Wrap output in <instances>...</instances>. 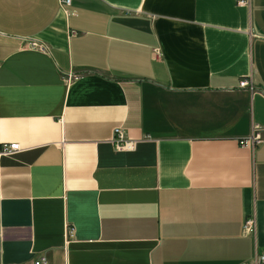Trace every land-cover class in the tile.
Segmentation results:
<instances>
[{"label":"crops","instance_id":"obj_1","mask_svg":"<svg viewBox=\"0 0 264 264\" xmlns=\"http://www.w3.org/2000/svg\"><path fill=\"white\" fill-rule=\"evenodd\" d=\"M69 1L0 0V264L264 255V0Z\"/></svg>","mask_w":264,"mask_h":264},{"label":"built area","instance_id":"obj_2","mask_svg":"<svg viewBox=\"0 0 264 264\" xmlns=\"http://www.w3.org/2000/svg\"><path fill=\"white\" fill-rule=\"evenodd\" d=\"M69 0H58V6L62 10L65 7L69 6ZM239 4H244V1H239ZM26 47L31 50L38 51L40 53H45L47 51V47L43 44L36 43V42H29L26 43ZM156 53V51H154ZM154 55V53H153ZM158 55V53H157ZM155 56V55H154ZM74 77L69 75L67 76V80H72ZM239 89H246L248 92L252 93L255 91L254 84L251 79H242L238 82ZM263 131L259 126L254 125L252 126L251 135L244 139L239 140L237 143L239 146L245 145H254L258 144L262 141L260 132ZM111 144L115 151L123 152L129 151L134 148V141L126 140L122 131L118 128L112 130V138ZM19 150L18 145L15 143L6 144L0 146V155H10ZM254 219L251 217H247L243 220L241 226V234L242 237H253L254 236ZM74 240V231L73 228L67 224L63 225L62 230V244L66 246L70 242ZM32 264H45L44 258H39L38 260L34 261ZM246 264H264V255L262 253L257 252L256 250L253 251L252 257Z\"/></svg>","mask_w":264,"mask_h":264},{"label":"rangeland","instance_id":"obj_3","mask_svg":"<svg viewBox=\"0 0 264 264\" xmlns=\"http://www.w3.org/2000/svg\"><path fill=\"white\" fill-rule=\"evenodd\" d=\"M154 51H156V53H155ZM153 53H154L155 56H158V55H157V50H156V49H155V50H152V54H153ZM238 141H239V140H238ZM238 141H237V142H238ZM242 223H243V222H242ZM241 236H242V234H241ZM243 238H246V237H243Z\"/></svg>","mask_w":264,"mask_h":264}]
</instances>
